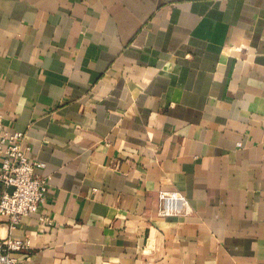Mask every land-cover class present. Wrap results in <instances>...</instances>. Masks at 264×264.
Returning a JSON list of instances; mask_svg holds the SVG:
<instances>
[{
    "label": "crops",
    "instance_id": "crops-1",
    "mask_svg": "<svg viewBox=\"0 0 264 264\" xmlns=\"http://www.w3.org/2000/svg\"><path fill=\"white\" fill-rule=\"evenodd\" d=\"M0 117L50 178L19 264H264V0H0Z\"/></svg>",
    "mask_w": 264,
    "mask_h": 264
},
{
    "label": "built area",
    "instance_id": "built-area-1",
    "mask_svg": "<svg viewBox=\"0 0 264 264\" xmlns=\"http://www.w3.org/2000/svg\"><path fill=\"white\" fill-rule=\"evenodd\" d=\"M29 150L25 134L5 131L0 117V219L6 221L8 232L6 236L0 234V264H19L15 254L29 248L27 238L19 240L10 236L24 218L38 214L43 225L52 223L39 214L46 201L50 178L36 175V170L43 169L44 165L30 159ZM159 201L160 213L165 217L179 215L187 209L186 200L176 192L160 193Z\"/></svg>",
    "mask_w": 264,
    "mask_h": 264
},
{
    "label": "water",
    "instance_id": "water-1",
    "mask_svg": "<svg viewBox=\"0 0 264 264\" xmlns=\"http://www.w3.org/2000/svg\"><path fill=\"white\" fill-rule=\"evenodd\" d=\"M12 190H10V192H11Z\"/></svg>",
    "mask_w": 264,
    "mask_h": 264
}]
</instances>
